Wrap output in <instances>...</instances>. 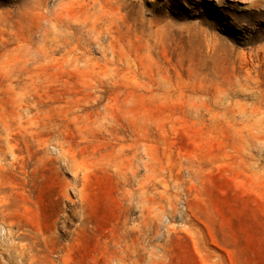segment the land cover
<instances>
[{
    "label": "rangeland",
    "instance_id": "rangeland-1",
    "mask_svg": "<svg viewBox=\"0 0 264 264\" xmlns=\"http://www.w3.org/2000/svg\"><path fill=\"white\" fill-rule=\"evenodd\" d=\"M257 1L0 0V264H264Z\"/></svg>",
    "mask_w": 264,
    "mask_h": 264
},
{
    "label": "bare ground",
    "instance_id": "bare-ground-1",
    "mask_svg": "<svg viewBox=\"0 0 264 264\" xmlns=\"http://www.w3.org/2000/svg\"><path fill=\"white\" fill-rule=\"evenodd\" d=\"M264 0H259V1H257L256 2V4L258 5V4H260V3H262ZM253 2H255V1H253ZM254 55H255V53H254ZM259 56V55H258ZM259 59V58H258ZM257 60V59H256ZM254 61V60H253ZM250 63V62H249ZM253 64V63H252Z\"/></svg>",
    "mask_w": 264,
    "mask_h": 264
}]
</instances>
